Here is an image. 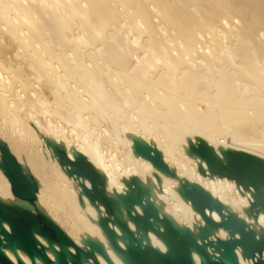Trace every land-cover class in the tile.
I'll use <instances>...</instances> for the list:
<instances>
[{
  "label": "bare ground",
  "instance_id": "6f19581e",
  "mask_svg": "<svg viewBox=\"0 0 264 264\" xmlns=\"http://www.w3.org/2000/svg\"><path fill=\"white\" fill-rule=\"evenodd\" d=\"M44 137L86 156L108 194L123 193V178L137 176L179 224H204L179 195L178 180L133 154L131 137L141 138L178 178L264 227L263 214L255 222L244 212L253 201L248 191L201 175L200 160L188 154V141L201 138L218 153L230 148L264 159V0H0V140L36 178L37 205L76 244L97 239L122 264L86 197L80 206L79 181ZM0 199L16 201L1 170ZM237 254L241 264H253Z\"/></svg>",
  "mask_w": 264,
  "mask_h": 264
},
{
  "label": "water",
  "instance_id": "95a60500",
  "mask_svg": "<svg viewBox=\"0 0 264 264\" xmlns=\"http://www.w3.org/2000/svg\"><path fill=\"white\" fill-rule=\"evenodd\" d=\"M43 139L61 168L79 181L80 206H84L83 197H86L98 214L96 223L108 248L122 264H197L194 255L198 256L200 264H241L237 249L241 250L243 259L264 264V227L257 230L198 183L178 178L155 145L131 137L133 154L151 163L165 176L178 180L179 195L191 204L204 224L194 229L179 224L165 212L163 204L156 203L153 187L137 176L123 178V193L114 190L108 194L104 175L86 156L77 149L69 152L62 144ZM188 145V154L200 160L198 172L201 175L233 180L238 188L251 194L253 201L244 212L257 222L259 215H264V159L230 148H220L218 153L201 138H196V144L189 140ZM0 170L16 198L9 202L0 199V264H26L19 252L31 264H99L98 256L107 264H115L101 241L87 236L79 246L37 205L36 178L2 140ZM155 178L159 181L158 175ZM213 213L218 215L219 222L212 217ZM221 229L228 233L226 239L217 236ZM150 234L164 244L165 252L153 245ZM6 251L15 256L16 263Z\"/></svg>",
  "mask_w": 264,
  "mask_h": 264
}]
</instances>
